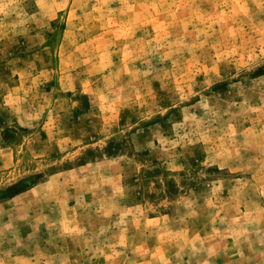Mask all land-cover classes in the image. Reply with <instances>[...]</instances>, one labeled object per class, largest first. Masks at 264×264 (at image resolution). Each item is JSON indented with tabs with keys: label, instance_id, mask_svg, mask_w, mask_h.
<instances>
[{
	"label": "rangeland",
	"instance_id": "rangeland-1",
	"mask_svg": "<svg viewBox=\"0 0 264 264\" xmlns=\"http://www.w3.org/2000/svg\"><path fill=\"white\" fill-rule=\"evenodd\" d=\"M0 264H264V0H0Z\"/></svg>",
	"mask_w": 264,
	"mask_h": 264
}]
</instances>
